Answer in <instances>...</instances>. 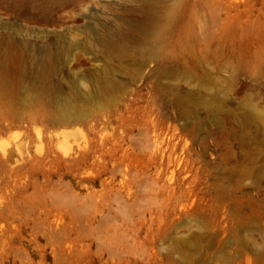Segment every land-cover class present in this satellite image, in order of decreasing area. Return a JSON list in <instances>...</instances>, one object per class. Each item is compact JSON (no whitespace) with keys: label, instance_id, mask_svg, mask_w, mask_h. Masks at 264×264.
Masks as SVG:
<instances>
[{"label":"rangeland","instance_id":"rangeland-1","mask_svg":"<svg viewBox=\"0 0 264 264\" xmlns=\"http://www.w3.org/2000/svg\"><path fill=\"white\" fill-rule=\"evenodd\" d=\"M0 264H264V0H0Z\"/></svg>","mask_w":264,"mask_h":264},{"label":"bare ground","instance_id":"bare-ground-1","mask_svg":"<svg viewBox=\"0 0 264 264\" xmlns=\"http://www.w3.org/2000/svg\"><path fill=\"white\" fill-rule=\"evenodd\" d=\"M155 15V8L152 6L151 3L146 2L144 8H142L141 11L132 12L127 17H125L124 20L130 27L137 30L147 26L148 22L152 20ZM94 29L97 33H99L101 39L105 41L108 47L113 49V51L118 55H121L123 57H129L132 59L137 57L135 53L130 52L128 50V47L126 45L128 39L131 38V36L127 32L123 31L120 26L116 27L111 25L110 23L103 22L98 27H94ZM144 60L151 61L155 66L159 67L163 66L167 62H176L159 56L154 48H149L147 50ZM205 104L209 106L208 101H206Z\"/></svg>","mask_w":264,"mask_h":264}]
</instances>
